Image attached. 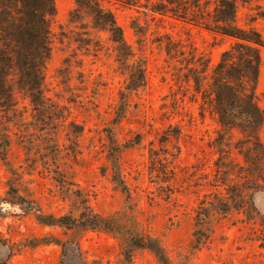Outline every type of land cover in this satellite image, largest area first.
Instances as JSON below:
<instances>
[{"label": "rangeland", "instance_id": "obj_1", "mask_svg": "<svg viewBox=\"0 0 264 264\" xmlns=\"http://www.w3.org/2000/svg\"><path fill=\"white\" fill-rule=\"evenodd\" d=\"M77 1L54 0L44 107L18 94L12 110L0 108V150L8 139L0 200L9 192L20 202L0 203V264H125L124 250L130 264H157L147 250L130 249L136 237L155 239L171 264H264V183L245 173L223 181L216 172V125L206 111L199 117L189 80L204 62L209 73L232 41L150 12L165 0ZM96 7L111 14L125 48L95 24ZM237 25L264 38V0L239 4ZM8 43L0 32V50ZM260 55L256 98L264 110V49ZM139 65L144 85L130 90ZM240 138L234 132L231 140ZM259 139L264 145V126ZM234 185L242 204L221 207ZM203 202L208 240L198 247L194 216ZM87 208L110 220L109 233L74 232Z\"/></svg>", "mask_w": 264, "mask_h": 264}, {"label": "trees", "instance_id": "obj_2", "mask_svg": "<svg viewBox=\"0 0 264 264\" xmlns=\"http://www.w3.org/2000/svg\"><path fill=\"white\" fill-rule=\"evenodd\" d=\"M145 1L148 3V0ZM202 1H160L151 6L150 12L203 29L213 37L232 41L230 47L220 53L209 73L204 62L202 69L191 70L189 80L194 96L199 99V117L203 119L206 111L216 125L209 144V149L217 156L216 172L222 175V180L223 177L229 179L234 173L236 177L245 173L255 175L264 183V145L259 139V131L264 126V110L257 105L256 98L264 38L251 26L242 28L237 25L239 4L250 0H212L211 3L207 0L203 4ZM79 3L78 0L77 6ZM210 4L212 7H209ZM102 12L98 7L93 11L95 24L109 33L114 44L125 48L121 30L113 17L107 12L103 13L104 16ZM260 15L263 17V14ZM54 16V0H0V32H6L10 41L3 45L4 50H0V108L12 110L18 94L27 99L30 107H44L42 83L45 64L50 58L49 21ZM10 57L14 58L12 63L8 62ZM143 85V67L139 65L133 73L129 72L127 87L136 90ZM234 132L240 134L241 138L232 141ZM7 142L8 139H4V146L0 150L3 160ZM232 151L237 156L232 157ZM232 158H240L243 165L237 166ZM222 161L228 166L220 171ZM236 186L224 188L226 199L219 202L221 207L225 208L230 203L242 204L244 197ZM6 195L7 198L0 200V203L20 204L18 200H10L9 192ZM207 209V202H203L195 210L193 236L198 247L208 240V236L203 234L209 221ZM232 209L238 211L234 207ZM248 217L251 219V216ZM37 221L43 226L55 225ZM56 223L62 227L59 220ZM72 227L74 232L109 233L111 223L87 208L79 214ZM55 244L59 245L57 242ZM131 248L147 250L157 264H171L155 239L136 237L131 242ZM122 253L123 262L130 264L131 252L124 250Z\"/></svg>", "mask_w": 264, "mask_h": 264}]
</instances>
